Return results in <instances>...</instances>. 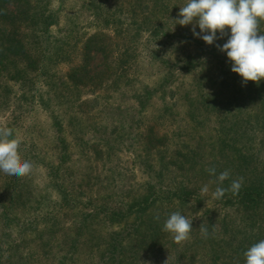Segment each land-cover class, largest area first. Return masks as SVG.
<instances>
[{
  "label": "trees",
  "instance_id": "1",
  "mask_svg": "<svg viewBox=\"0 0 264 264\" xmlns=\"http://www.w3.org/2000/svg\"><path fill=\"white\" fill-rule=\"evenodd\" d=\"M66 2V0H0V99H7L13 92L11 87L16 84L20 86L21 92L15 96L20 95L18 99L24 104L28 101V93L33 84L43 81L48 91L54 93L52 98H47L44 105L49 108L53 98L60 99V103H66V113H71L67 125L76 131L75 142L78 143V148L90 157L92 154L90 155L88 150L102 154L115 147L112 139L100 134L98 130L96 140L89 141L85 138L86 128L89 130L97 127L101 122L99 119H103L104 115L112 118L117 125L125 123L128 128L130 126L126 122L130 121L135 126L131 131V144H141L140 157L148 165V171L155 173L154 177L159 178L157 183L149 181L146 188H143L144 184L131 187L125 195L127 201L120 202L118 208L112 211H109L112 207L107 206L110 195L106 196L105 209L98 208L86 212L77 222V236L87 233L89 240L91 235L93 238L96 237L97 230L93 229L90 223L95 221L99 213L107 210L104 218L116 224L123 222L126 227L106 242L107 247L101 253L104 260L99 264H145L158 250L161 251L171 242L169 232L163 231V224L169 215L175 212L173 201L171 202L172 196L174 199L178 192L181 194L186 192L178 185L180 183L171 187L172 189L163 190L166 179L163 171L170 167L169 164L192 170L201 177H210L215 183L219 173L227 169L230 177L222 186L228 187L233 180L243 177L242 187L238 194L227 192L217 203L236 205L243 208L245 213L239 218L237 229L223 225L225 238L211 246L210 257L212 264H246L244 252L254 243L264 239V79L259 83L253 81L245 83L239 74L231 71V61L226 52L217 48V42L209 47V44L201 39L198 41L201 49L197 53L181 54L180 61H183V65H179L178 62L173 65L175 61L162 58V63L170 68L181 67V70L186 69L188 73H194V80L190 84L177 83L172 89L169 84L172 78L166 76L161 80L160 86L155 88L157 92L158 90L163 92V98L169 95L172 98H179L180 109L175 104L172 105L176 102L169 98L163 101L162 107L156 111L159 114L161 112V120L158 119V113L152 118H146L143 112L147 104L144 107V100L141 99L152 98L153 93L150 91L135 96L137 103L134 109L137 111L134 113L129 107L106 104L96 110L95 114H90L91 122L87 124L81 117L82 108L88 102V99L84 100V94L92 96L89 103L94 106L99 100L102 101L104 96L108 99L110 97L107 95L108 88L112 87L108 85V81L112 76L110 72L113 63L119 71L124 65L129 68L130 64L127 63L130 58L129 51L139 50L141 43L137 39L158 35L161 32L160 28L163 27L160 19L174 18L173 15L181 18L178 13L187 0L81 1V7L93 17L94 26L90 27L95 30L94 32L91 30V33L87 30L83 32L81 27L84 26L77 21L63 20L62 14H67ZM9 3L15 5L13 10L8 8ZM77 11V14H82L79 8ZM259 27L264 32V21L260 22ZM191 29L190 24L189 30H185L187 33L180 28L168 31L166 38L190 43L195 38ZM196 31H200L198 25ZM226 32L222 41L220 40L221 44H218L223 45L227 41L230 29H226ZM122 39H130L131 46L123 47L125 45L121 44ZM183 47L181 45L175 52L172 49L166 50L172 55ZM209 48L210 53L216 55L220 64L206 69V62L213 61L212 58L203 55ZM98 54L104 59L101 64L102 70L92 65ZM138 54L135 53L136 56ZM66 59L71 60L65 63L70 69L63 73V66L62 70L59 66L64 64L63 60ZM56 64L58 65L53 68ZM111 110H115V114H110ZM127 114L129 118L124 120ZM160 121L162 132L156 128ZM53 123L58 132L65 128L57 115ZM253 130L263 134L259 137L253 134ZM56 138L58 147L61 146L59 161L51 164V168L57 173L59 170L68 169L69 166L63 164L72 155L67 137L58 134ZM256 143L259 144V148L253 147ZM213 153H216L217 157ZM207 155L214 156L218 162L223 158V163L209 162L204 158ZM21 156L28 160L26 155ZM202 160L207 165H200L197 168ZM211 167H215L216 176L206 171ZM4 175L6 178L3 190L6 195L0 192V208L3 209L0 212V264H26L27 254L24 256L22 252L18 257L14 256L16 253L6 254V250H13L12 244L9 243L12 239L19 241L20 244L26 243L20 229L17 232L19 234H14L15 230H11L12 224L20 228L23 226L10 213L15 209L14 205L27 204L31 198V195H28L31 191L27 189L28 175L24 177ZM157 215L159 220L155 219ZM43 222L46 223L45 229L34 238L43 241L44 250L42 248L41 252L45 251L46 264L47 255L50 253L49 240L56 231L57 223L52 220L50 224L47 218ZM7 229L11 231L10 234L6 233ZM2 236H8V240ZM67 239H70L71 251L76 250L75 243L78 238L65 236V240ZM125 253H128V256ZM68 257H70L68 254H63L58 262L63 264Z\"/></svg>",
  "mask_w": 264,
  "mask_h": 264
},
{
  "label": "rangeland",
  "instance_id": "2",
  "mask_svg": "<svg viewBox=\"0 0 264 264\" xmlns=\"http://www.w3.org/2000/svg\"><path fill=\"white\" fill-rule=\"evenodd\" d=\"M66 1L65 10L67 14H62L64 16L63 20L77 21L84 26L83 28L81 27L83 32L84 30L89 33H91V30L94 32L95 29L90 27L94 26L92 24L93 17L81 7V1L85 0ZM76 1L79 2L78 8L82 14H77ZM8 8L13 10L15 5L9 3ZM173 16L174 18L160 19L159 22H163V27L160 28L161 32L158 35L154 37L145 36L144 39L139 37L137 39L141 43L139 50L129 51L130 58L127 61L128 65L130 64L129 68L124 65L119 71L118 67L113 63L110 72L112 76L110 81H108V85L112 86V89L108 88L109 93L107 95L110 96L108 99L104 96L103 100H99L94 106L89 103L92 96L84 94V100L88 99V102L82 108L81 117L87 124L91 122L90 114H95L96 110L106 104L109 106V104L113 103L115 106L129 107L134 113L137 111V109H134L137 103L135 96L145 94L144 92L152 91L153 93L152 98L141 99L144 100V107L147 104L143 113L148 119L158 113V119L161 120V112L159 114L156 111L162 107L163 101L169 98L172 102H176L172 103V105L175 104V106L179 107V98H172L170 95L163 98V92L160 90L157 92L155 88L160 86L161 80L166 78V76L172 78V82L169 83L172 89L177 83L179 85L190 84L194 80V73H188L186 69L181 70V67L180 69L174 68L175 66L170 68L162 63V58L175 61L172 63L173 65L176 62L179 65H183V61H180L181 54L197 53L201 49L198 44L201 38L198 39L195 36L190 43L177 42L175 39L167 40L166 32L180 28L184 33H187L185 30H189L190 27V24L184 27L176 23V19L179 18L175 15ZM217 36L219 37L220 33H217ZM223 37L216 40L217 44L220 43V40L222 41ZM184 38L187 37L184 36ZM121 44H124L125 46L123 47L125 48L130 47V39H122ZM181 45L184 47L172 55L166 50L172 49L175 52ZM208 46L210 47V45ZM210 52L209 48L203 54L204 57L213 59L212 63L206 62V69H210L215 64H220L216 59V55ZM135 53H139L138 56ZM103 61V56L98 54L92 61V65L100 67L99 69L102 70L103 66L101 64ZM63 62L64 64L60 65L59 69L61 68L62 70L63 66V73H66L70 68L65 63L71 62V60L66 59ZM44 64L46 65V62ZM57 65H54L53 68ZM11 88L13 90L11 95L5 100L0 99L2 101L0 102V127L11 128L14 136L18 135L22 138L19 152L21 155L28 157L26 161L31 162L33 168L26 177L27 189L31 191V193H28L26 190V194L31 195V198L27 204L22 206L14 205L15 209L11 210V213L9 210L10 215L15 216L20 225L23 226L20 228V226L12 224L11 230L14 229L16 232L14 234H19L17 232L20 229V234L26 239V243L20 244L15 239L10 240L9 243L12 244L13 250L7 249L6 254L10 252V254L16 253L14 256L19 257L23 252L24 256L27 254L26 264H45V251L41 252L43 241L35 240L34 237L45 229L46 223L43 220L46 221L47 218L50 220V224L52 220L57 224L54 233L56 236L53 235L49 240L50 253L47 255L46 264H62L58 260L61 259L63 254L70 256L68 257L70 259L68 260L67 258L63 264H99L100 261L103 263L104 259L102 258L104 255L102 256L101 253L107 247L106 242L110 240L111 236L115 237L121 233L126 225L123 222L116 224L107 220L104 218L107 210L102 211L96 216L95 221L90 223L97 232L96 237L93 238L91 235V240H89L87 233L77 236V222L81 220L83 214L91 210L105 209L107 206L112 207L109 211L117 209L120 202L127 201L125 195L131 187L134 188L139 184H144L143 188H146L149 181L157 183L159 180L158 177H154L155 173L148 171V165L140 157L141 144H131V131L135 126L130 121L126 122L130 128L125 126V123L124 125H117L112 118H107L105 115L102 116L103 119H99L101 122L98 123L97 127L89 130L85 129V138L93 142V140H96V134L107 135L112 139L115 149L110 150L108 153L102 152V154L96 153L95 150H88L89 154H92L90 157L82 149L78 148V143L76 144L75 142L77 138L76 131L67 125L68 119L71 118V113H66V103H60V99L53 98L49 108L44 105L47 98H52L54 93L52 94L48 91L43 81L40 80L33 84L30 93L27 91L28 101L24 102V104H21L18 99L20 95L15 96L16 93L20 94V86L14 84ZM6 101L7 103H4ZM115 112V110H111L110 114H115ZM56 115L62 120V124L65 127L62 132H58L53 123ZM128 118V114L124 116V120H128ZM84 126L87 127L88 125ZM156 128L160 132L163 131L162 121L156 124ZM97 130L99 133L96 132ZM58 134L67 137V142L71 145L69 151L72 156L63 164L69 166L68 169L59 170L56 173V170L51 168V164H56L59 161V147L61 146L58 147L56 142ZM253 134H257L260 137L263 133L253 130ZM257 142L259 143V140ZM258 143L253 144V147L259 148ZM213 155L217 157L216 153H213ZM214 156L207 155L204 158H207L209 162H218ZM220 158L222 157L220 156ZM222 160L223 158L218 163L222 164ZM200 165L204 166L207 164L202 160L197 165V168ZM169 166L167 170L163 171V176L166 178L163 190L180 183L178 185L186 191V195L178 192L174 199V196H172L171 202L173 201L172 206L175 212L179 211L182 215L192 220V231L190 238L180 243L174 240L173 234L168 233L171 242L161 251L158 250L145 264H212V257H210L211 246L225 238L223 236V225H229L231 229H237L239 218L245 212L243 208L236 205H220L217 203L220 199H214L211 195L217 187L214 179L201 177L195 174L194 171L179 168L175 164H169ZM0 173L2 174L0 192L6 195L3 190L6 175H4L3 171H0ZM206 184L209 187V192L207 195L202 196L201 188ZM108 195H110V198L106 206L104 202L105 197ZM227 197L230 198V196ZM2 211L3 209L0 208V212ZM201 226L207 228V238L201 234ZM10 232L7 229L6 233L10 234ZM65 236H76L78 238L75 243L77 245L76 250L71 251L70 239L65 240ZM2 238L8 240V236H2ZM125 255L128 256V253H125ZM222 258L225 259L224 257Z\"/></svg>",
  "mask_w": 264,
  "mask_h": 264
},
{
  "label": "clouds",
  "instance_id": "3",
  "mask_svg": "<svg viewBox=\"0 0 264 264\" xmlns=\"http://www.w3.org/2000/svg\"><path fill=\"white\" fill-rule=\"evenodd\" d=\"M176 23L181 26L192 25L194 36L201 38L206 44H213L227 34V41L217 48L226 52L231 61V71L239 74L243 81L259 83L264 79V32L260 30V22L264 21V0H187L180 7ZM175 23V24H176ZM199 26V32L196 26ZM220 36H217V33ZM203 34V35H201ZM22 138L13 135L11 128L0 127V171L7 175L24 177L31 173L33 165L24 160L19 152ZM210 175L216 176L215 167L206 169ZM230 177L229 170L217 176V187L211 193L214 199H221L227 192L238 194L243 177L235 179L228 187L223 182ZM208 185L201 188V195H207ZM159 220V215L155 217ZM163 231L173 234L177 243L190 238L192 220L179 211L173 212L165 220ZM201 234L207 238L208 230L200 227ZM246 264H264V239L251 245L245 252Z\"/></svg>",
  "mask_w": 264,
  "mask_h": 264
}]
</instances>
